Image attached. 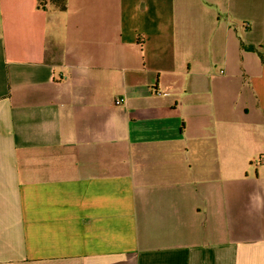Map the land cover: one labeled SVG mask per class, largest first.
Wrapping results in <instances>:
<instances>
[{"label":"crops","instance_id":"0c3cea01","mask_svg":"<svg viewBox=\"0 0 264 264\" xmlns=\"http://www.w3.org/2000/svg\"><path fill=\"white\" fill-rule=\"evenodd\" d=\"M41 1L0 0V264H264V0Z\"/></svg>","mask_w":264,"mask_h":264},{"label":"rangeland","instance_id":"374dc122","mask_svg":"<svg viewBox=\"0 0 264 264\" xmlns=\"http://www.w3.org/2000/svg\"><path fill=\"white\" fill-rule=\"evenodd\" d=\"M208 27H209V30L211 28V24L210 23H205V30H203V32L201 33V36L199 37V43H208V41L210 40V34H209V31H208ZM195 41H197L196 39H191L189 40L190 43H195ZM186 48L190 49V45L188 44V42H186ZM187 53V51L185 49H183L181 51V55L184 57L182 60H183V65H184V68H186L187 66H192L194 61L192 58H190V60H186L185 58L186 57H189V55H185ZM219 65L217 64H214L213 67H212V71L213 72H218V73H221L219 71ZM186 82H188V87H191L192 86V80H193V77L192 76H187L184 78ZM233 121V119H232ZM241 123L243 126L246 127L247 129V142H248V145H252V146H256V145H264V134L260 133L257 129H258V126L256 127V124H254V122L251 121V118L248 117V118H242L241 120ZM233 125V124H232ZM216 126H217V123H216ZM219 126V125H218ZM263 157V156H261ZM259 159V158H258Z\"/></svg>","mask_w":264,"mask_h":264},{"label":"trees","instance_id":"16d2710c","mask_svg":"<svg viewBox=\"0 0 264 264\" xmlns=\"http://www.w3.org/2000/svg\"><path fill=\"white\" fill-rule=\"evenodd\" d=\"M49 3L57 10H63L66 7V0H42L40 5ZM248 49H251V46H245ZM259 56L262 61H264V55L259 51Z\"/></svg>","mask_w":264,"mask_h":264},{"label":"built area","instance_id":"2783aa9c","mask_svg":"<svg viewBox=\"0 0 264 264\" xmlns=\"http://www.w3.org/2000/svg\"><path fill=\"white\" fill-rule=\"evenodd\" d=\"M121 101H122V98H116V99L114 100V103H115V104H119Z\"/></svg>","mask_w":264,"mask_h":264}]
</instances>
